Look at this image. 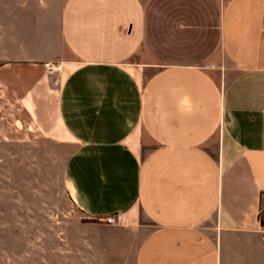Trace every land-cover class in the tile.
<instances>
[{"label":"crops","instance_id":"1","mask_svg":"<svg viewBox=\"0 0 264 264\" xmlns=\"http://www.w3.org/2000/svg\"><path fill=\"white\" fill-rule=\"evenodd\" d=\"M57 21L24 108L72 148L75 204L122 214L132 264H264V0H63Z\"/></svg>","mask_w":264,"mask_h":264},{"label":"rangeland","instance_id":"2","mask_svg":"<svg viewBox=\"0 0 264 264\" xmlns=\"http://www.w3.org/2000/svg\"><path fill=\"white\" fill-rule=\"evenodd\" d=\"M62 2L0 0V264H132L118 225L93 221L75 204L72 148L42 137L24 108L40 75L28 59L59 46ZM58 72L47 74L54 85Z\"/></svg>","mask_w":264,"mask_h":264},{"label":"built area","instance_id":"3","mask_svg":"<svg viewBox=\"0 0 264 264\" xmlns=\"http://www.w3.org/2000/svg\"><path fill=\"white\" fill-rule=\"evenodd\" d=\"M58 66L53 63L44 64V71L46 74H53L55 71H58ZM104 223L107 225H121L124 222V218L121 213L111 214L106 216L103 219ZM258 231L264 234V215L259 217L258 220Z\"/></svg>","mask_w":264,"mask_h":264}]
</instances>
